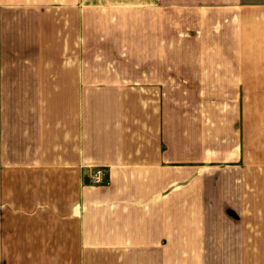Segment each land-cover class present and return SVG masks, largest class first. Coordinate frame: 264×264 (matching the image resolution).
<instances>
[{"label":"crops","instance_id":"crops-1","mask_svg":"<svg viewBox=\"0 0 264 264\" xmlns=\"http://www.w3.org/2000/svg\"><path fill=\"white\" fill-rule=\"evenodd\" d=\"M0 264H264V0H0Z\"/></svg>","mask_w":264,"mask_h":264},{"label":"built area","instance_id":"built-area-1","mask_svg":"<svg viewBox=\"0 0 264 264\" xmlns=\"http://www.w3.org/2000/svg\"><path fill=\"white\" fill-rule=\"evenodd\" d=\"M98 173H99V169L98 168H96V169H94V171H93V179L94 180H99L100 179V177L98 176Z\"/></svg>","mask_w":264,"mask_h":264},{"label":"rangeland","instance_id":"rangeland-1","mask_svg":"<svg viewBox=\"0 0 264 264\" xmlns=\"http://www.w3.org/2000/svg\"><path fill=\"white\" fill-rule=\"evenodd\" d=\"M94 171V170H93Z\"/></svg>","mask_w":264,"mask_h":264}]
</instances>
